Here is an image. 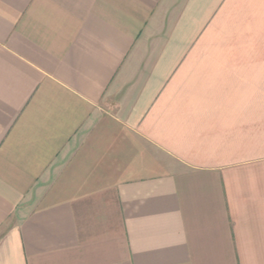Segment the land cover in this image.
<instances>
[{
  "label": "crops",
  "instance_id": "obj_1",
  "mask_svg": "<svg viewBox=\"0 0 264 264\" xmlns=\"http://www.w3.org/2000/svg\"><path fill=\"white\" fill-rule=\"evenodd\" d=\"M0 264H264V0H0Z\"/></svg>",
  "mask_w": 264,
  "mask_h": 264
}]
</instances>
